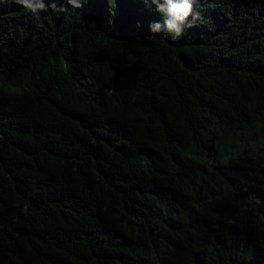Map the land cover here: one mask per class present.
<instances>
[{
	"label": "trees",
	"instance_id": "obj_1",
	"mask_svg": "<svg viewBox=\"0 0 264 264\" xmlns=\"http://www.w3.org/2000/svg\"><path fill=\"white\" fill-rule=\"evenodd\" d=\"M61 6L0 0V264H264V0L175 40L143 0Z\"/></svg>",
	"mask_w": 264,
	"mask_h": 264
},
{
	"label": "clouds",
	"instance_id": "obj_2",
	"mask_svg": "<svg viewBox=\"0 0 264 264\" xmlns=\"http://www.w3.org/2000/svg\"><path fill=\"white\" fill-rule=\"evenodd\" d=\"M96 1V0H94ZM13 2L19 4L27 12L33 15L34 19H41V13H47L51 9L53 12H66L68 9L63 6L57 7L58 0H13ZM87 0H66V3L70 5L73 9L81 8ZM145 4L155 5V11L161 14L162 21H153L149 24V30L151 34H157L161 32H166L171 35L172 39L180 38L187 29H191L196 26L197 22L203 21L201 12L196 9L197 0H143ZM116 187H119L121 190L134 197L135 200L139 201V196L135 190H133V185L127 183H115ZM133 186V187H132ZM116 197V210H117V223L114 225V229L120 233L122 237L128 238V240L138 241L137 237H142L146 234L144 223L141 222L142 218H138L137 215L144 214L145 211L142 208L145 207L144 204H138L137 202H131L132 206L126 208L124 204L123 197L119 200L118 196ZM134 204L142 206L141 208L136 207ZM126 214V219L123 218ZM127 218H130V221L140 224V227L135 225L132 226ZM127 220V221H125ZM140 228V229H139ZM130 229V230H128ZM127 233V235L125 234ZM125 234V235H123ZM142 234V235H141ZM136 237L134 240L131 237Z\"/></svg>",
	"mask_w": 264,
	"mask_h": 264
},
{
	"label": "rangeland",
	"instance_id": "obj_3",
	"mask_svg": "<svg viewBox=\"0 0 264 264\" xmlns=\"http://www.w3.org/2000/svg\"><path fill=\"white\" fill-rule=\"evenodd\" d=\"M127 193H125V195H126ZM118 197L120 198L121 197V195H118ZM124 199H126V200H130L131 202H137L138 204H144V199H145V197L144 196H139V201H137V200H135L134 199V197H132V194L131 195H127V196H125V197H123ZM126 206H128V207H131L132 206V204L130 203V204H124V207L126 208ZM123 218L124 219H126V214H124V216H123ZM128 220L130 219V218H127ZM125 221H127V220H125ZM127 222H130L131 224H133L132 226H135V225H137L136 224V222H132V221H127ZM137 226H139L140 227V224H138ZM140 229V228H139ZM126 235H127V233H125ZM125 234H123V235H125ZM142 235V234H141ZM131 238H133L134 240H136V237H131ZM138 239H141L142 237L140 236V237H137Z\"/></svg>",
	"mask_w": 264,
	"mask_h": 264
}]
</instances>
